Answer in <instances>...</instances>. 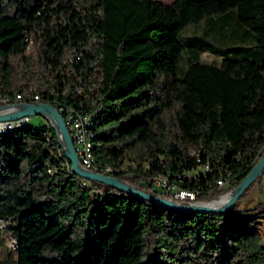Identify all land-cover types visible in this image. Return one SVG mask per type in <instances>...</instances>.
Wrapping results in <instances>:
<instances>
[{"label": "trees", "instance_id": "trees-1", "mask_svg": "<svg viewBox=\"0 0 264 264\" xmlns=\"http://www.w3.org/2000/svg\"><path fill=\"white\" fill-rule=\"evenodd\" d=\"M204 16L221 40L232 24L256 46L183 41ZM17 92L94 112V160L118 177L218 194L264 151V0H0V96ZM65 158L46 123L0 134V216L18 239L0 264H264V200L238 202L252 181L223 212L186 211L85 180ZM221 172L230 184L209 190Z\"/></svg>", "mask_w": 264, "mask_h": 264}, {"label": "built area", "instance_id": "built-area-1", "mask_svg": "<svg viewBox=\"0 0 264 264\" xmlns=\"http://www.w3.org/2000/svg\"><path fill=\"white\" fill-rule=\"evenodd\" d=\"M30 45L28 46V48L31 47ZM39 101H48V100L42 99L39 94H34L28 98H24L21 92H17L13 98H11L8 95L0 96V104L11 103L10 106L11 109L22 108L25 106L26 102H39ZM56 107L59 109L60 113L64 118L66 127L71 136L72 143L78 157L79 165L89 170L113 174L112 172L113 167L111 165L96 162L93 157L92 146H93L94 130L92 129V124H93L94 112L82 111L72 105H59ZM44 115L48 119L46 125L55 128L57 125L56 120L48 117L46 114ZM30 121H31L30 115H24L22 117L15 119L0 120V134L12 130ZM58 134L60 136L61 146L63 147L65 153L66 144L64 137L60 132H58ZM190 151L194 152L195 150L191 149ZM201 158L202 155L198 152L197 160L200 161ZM202 161L203 162L200 166V172H202L203 175H206L211 170L210 164L207 158H205ZM133 162L134 161H131L129 162V164L134 165ZM62 163L70 167V161L68 160L67 156L65 160L62 161ZM145 165L147 166L148 164L145 163ZM125 167L126 164L122 165V167L120 168H125ZM48 169L50 172H54L58 169V166L56 164L50 165ZM115 169L117 170L118 168ZM197 174L198 172L187 173L186 175L188 177H195ZM261 175H263L264 177V168ZM84 179L88 180L86 178ZM125 180L134 184L129 179H125ZM150 184H152L156 188V190H150L149 189ZM229 184H230V180L227 178L226 175H224L221 172L220 175L214 181L208 182V186H209L208 188L209 190H211L212 188H217V187H227ZM140 188H143L148 191H152L160 196L175 200L180 203H192V202L200 201L196 196L198 191L188 187L181 186L175 182L170 181L168 176L163 173H158L153 175V177L150 178L149 183L146 186H141ZM232 189L233 187L230 188L229 190ZM12 223H13V218L11 216H0V243H4L9 249L15 251L17 249L18 239L16 234L13 232V230L9 228V225H11Z\"/></svg>", "mask_w": 264, "mask_h": 264}, {"label": "water", "instance_id": "water-1", "mask_svg": "<svg viewBox=\"0 0 264 264\" xmlns=\"http://www.w3.org/2000/svg\"><path fill=\"white\" fill-rule=\"evenodd\" d=\"M11 103L0 104V120L5 119H15L22 117L24 115H31L34 113L46 114L48 117L56 120L57 125L55 127L57 132H60L65 140L66 148L65 154L70 161V167L72 172L80 175L83 178L88 180L96 179L102 182L111 184L120 190L124 191L127 194H132L138 197H141L148 202L162 204L168 207H173L180 210L186 211H196V212H223L225 211L239 196V194L244 190V188L255 178L257 175H261L264 168V151L260 154L259 158L248 171L245 177L235 186L232 190H226L228 194L227 199L220 205H213L207 203L205 199L192 203H180L175 200L160 196L152 191L145 190L140 188L129 181L118 177L115 174L103 173L100 171H93L86 168H83L79 165L78 157L75 152L71 136L66 127L64 118L60 113L59 109L48 101H39V102H26L25 106L22 108L11 109ZM223 193V192H222ZM220 193V194H222ZM219 195V194H218Z\"/></svg>", "mask_w": 264, "mask_h": 264}, {"label": "rangeland", "instance_id": "rangeland-1", "mask_svg": "<svg viewBox=\"0 0 264 264\" xmlns=\"http://www.w3.org/2000/svg\"><path fill=\"white\" fill-rule=\"evenodd\" d=\"M162 1L169 2L170 0H162ZM231 25L232 24L228 25L225 29V34L227 35L226 36L224 35V36L227 38V40L226 41L221 40L218 35L219 31H218V28L216 27V22L209 19V17L204 16L202 19H200L199 22L190 23L184 28H182L180 30V38L183 41H185L190 35H200L207 41H211V42L219 43V44L223 43V45H226V46L227 45L248 46V49H247L248 51H250L254 46H256V40L253 35L254 34L253 31H250L252 35L246 32H243L241 35H237V34L234 35L235 33L231 34V30H232ZM236 31L238 32L239 30H236ZM239 33L241 32L239 31ZM183 49H185V43H184ZM201 57L208 61L218 62L221 59V54L216 51H210L206 49L205 51L201 53ZM186 65H187L186 51L182 50L177 60V74L178 75H181L183 73V70L185 69ZM30 119L34 126L40 125L42 123H46L48 120L47 117L41 113L31 114ZM129 162H131L130 159H126L125 163L129 164ZM230 188H228L227 190H229ZM218 194L208 195L206 197H200V198L198 197V199L201 200V199L209 198L207 200H210L212 198L220 197L222 195V194L221 195H218ZM260 200H264V177L263 175H257L255 178H253L251 185L247 188L244 194L238 198L240 207L251 206ZM258 226L260 227L259 229L261 233L264 234V219L259 220ZM8 249L9 248L4 243H0V257L4 256Z\"/></svg>", "mask_w": 264, "mask_h": 264}, {"label": "bare ground", "instance_id": "bare-ground-1", "mask_svg": "<svg viewBox=\"0 0 264 264\" xmlns=\"http://www.w3.org/2000/svg\"><path fill=\"white\" fill-rule=\"evenodd\" d=\"M228 197L227 193L222 194L220 197L212 198L210 200H206L207 203L213 205H220L222 204Z\"/></svg>", "mask_w": 264, "mask_h": 264}]
</instances>
